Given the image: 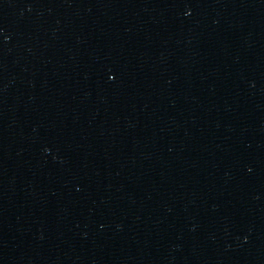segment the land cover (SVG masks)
<instances>
[{"label": "water", "instance_id": "water-1", "mask_svg": "<svg viewBox=\"0 0 264 264\" xmlns=\"http://www.w3.org/2000/svg\"><path fill=\"white\" fill-rule=\"evenodd\" d=\"M0 264H264V0H0Z\"/></svg>", "mask_w": 264, "mask_h": 264}]
</instances>
